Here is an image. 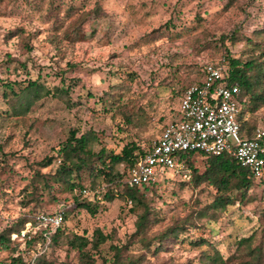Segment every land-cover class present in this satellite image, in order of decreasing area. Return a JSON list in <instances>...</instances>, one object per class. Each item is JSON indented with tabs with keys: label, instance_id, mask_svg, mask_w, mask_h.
Instances as JSON below:
<instances>
[{
	"label": "rangeland",
	"instance_id": "rangeland-1",
	"mask_svg": "<svg viewBox=\"0 0 264 264\" xmlns=\"http://www.w3.org/2000/svg\"><path fill=\"white\" fill-rule=\"evenodd\" d=\"M35 1L40 0L0 5V231L21 216L65 207L70 211L58 245L51 248L38 242L22 252L24 258L44 253L56 264L75 262L76 252L67 248L64 236L91 237L96 228L108 235L101 253L109 258V246L123 244L134 230L132 205L119 197L105 200L104 182L98 179L91 187L92 177L83 172L87 193L81 191L79 197L93 196L100 207L95 214L77 207L73 195L79 191L59 189L52 177L61 163L60 143L75 130L76 136H86L95 152L101 148L119 152L130 142L147 149L161 128L177 117L182 90L201 79L202 65L224 53L221 35L238 28L241 38L264 26V0H234L229 6L227 0H48L54 6L73 5L74 15L99 6L102 14L93 12L74 40L66 39L63 28L54 27L52 18ZM15 28L28 34L29 52H23L19 37L5 38ZM244 43L242 38L223 40L234 57L245 56ZM29 78L49 89L73 84L70 104L44 95L27 112L16 115L3 96L1 83ZM105 93L117 100L101 101ZM137 108L143 123L135 117L128 122L125 113ZM252 116L264 128V107ZM49 158L52 162L45 166ZM193 163L204 170V157H194ZM116 168L124 171L123 164ZM159 178V185L145 191L155 214L150 232L172 221L194 218L215 193L207 183L196 189L182 185L187 178L172 169H164ZM32 187L38 201L24 206L21 201ZM263 208L264 183L252 188L249 201L237 203L217 219L195 220L197 226L190 225L180 234L181 241L161 255H171L179 264H200V249L205 246L191 243L199 237L212 239L224 258L235 254L238 238L250 234H254V245L264 247V220L259 217ZM140 247L137 244L133 250ZM23 249L20 242L19 250ZM10 256V250L0 249V264H8ZM227 264L241 263L233 259Z\"/></svg>",
	"mask_w": 264,
	"mask_h": 264
},
{
	"label": "trees",
	"instance_id": "trees-1",
	"mask_svg": "<svg viewBox=\"0 0 264 264\" xmlns=\"http://www.w3.org/2000/svg\"><path fill=\"white\" fill-rule=\"evenodd\" d=\"M15 0H0V5L9 4ZM29 4L31 0H23ZM226 6L234 4V0H227ZM45 3V4H44ZM35 5L41 6L46 15L53 20V26L62 27V33L66 39L79 37L81 28L89 20L93 12L102 14L99 6L93 10H79L75 15L76 8L73 5L54 6L52 1L40 0L35 1ZM65 21L67 24H65ZM238 28L233 29L227 34H222L219 41L222 42L224 53L220 55L216 62L222 66L223 77L221 83L226 86H236L239 89L238 121L241 126L244 137L252 136L254 130L259 127L253 114L264 107V26L255 28L249 35H243L241 38L245 42L244 57H234L226 46L223 44L224 39H230L234 42L238 38ZM19 37L23 52L31 50L29 36L20 28L7 31L6 39ZM208 62V61H207ZM205 64V63H204ZM203 64V65H204ZM71 65V64H68ZM203 65L201 68V79L192 84L200 83L204 77ZM71 80L70 82H72ZM3 85V96L9 101L16 115L23 114L30 109V106L44 95L57 96L70 104V89L73 84L66 86H55L53 89L46 88L38 79H26L25 81H6ZM186 88V87H185ZM184 88V89H185ZM183 89V90H184ZM182 90V92H183ZM10 94V95H9ZM182 94V93H181ZM101 101L111 103L116 101L112 94L105 93L100 97ZM141 109L137 108L134 112L125 113V119L129 122L132 117L143 123ZM164 126L161 128V134ZM158 135V136H159ZM157 136V137H158ZM156 137V138H157ZM153 139L147 149L141 148L135 142H130L123 146L119 152L101 148L99 151H93L88 147V139L85 135L76 136L75 130H70L67 138L60 143L57 149V155L61 158V163L56 167L52 177L59 189L64 188L73 193L75 190L79 194L73 195L74 203L77 207L85 209L91 214L98 212L99 203L92 198H80L82 185V173L88 172L92 177V186L95 187L96 180L104 182L105 190L103 198L112 200L119 197L132 205L131 211L135 214L134 230L125 239L123 244H111L110 257L106 258L101 253V246L108 240V235L96 228L91 237L78 234H69L64 236V242L67 248L76 252L75 262H60L59 264H179L176 259L169 255L163 256L162 252H168L173 246L180 242V234L189 229L190 225L197 226L195 220H215L220 213H226L230 207L237 203L243 204L250 200L252 188L258 184L264 183V176L256 178L250 174L249 170L242 167L229 154L209 155L197 151H183L179 153L180 160L184 162L188 169V178L183 179L182 185H189L192 189L207 183L215 189V193L210 202L196 210V216L184 222L172 221L163 228L150 232V227L155 220L154 209L145 195V191L159 185V179L155 182H147L140 185H130L125 182V176L129 168L135 161L145 155L156 140ZM201 156L205 159L204 170L200 171L194 165V157ZM52 159L49 158L45 166L49 165ZM119 164L124 165V171H119L116 167ZM91 199V200H90ZM33 187L21 201L24 206L32 202H37ZM70 209L60 207L53 212L63 214V222L53 232L49 234L47 240L38 231L29 240H18L14 242L11 239L12 234L19 233L24 229L27 222L31 221L34 216L40 212L33 213L31 216H21L11 225L0 231V249L10 250L11 256L8 264H56L44 253H40L32 259H25L23 251L31 250L35 244L42 242L43 246L55 248L61 235L63 234V223ZM260 219L264 220V208L259 214ZM157 221V220H156ZM254 234L243 236L235 241L236 252L224 258L221 251L217 248L215 242L210 238L199 237L191 241L194 246L205 248L200 249V264H227L233 259H237L241 264H264V247L261 244H253ZM20 242L24 243V249L19 250ZM14 245L11 246V244ZM139 244L141 247L138 251L133 250V246Z\"/></svg>",
	"mask_w": 264,
	"mask_h": 264
},
{
	"label": "built area",
	"instance_id": "built-area-1",
	"mask_svg": "<svg viewBox=\"0 0 264 264\" xmlns=\"http://www.w3.org/2000/svg\"><path fill=\"white\" fill-rule=\"evenodd\" d=\"M203 75L200 83L190 84L183 90L177 117L165 125L151 149L128 169L125 182L130 185L155 182L164 169L188 178V169L179 157L183 151L226 153L256 178L264 176V128L257 127L252 136L244 137L238 121L239 89L221 83L223 70L216 62H206ZM62 222L61 212H40L23 230L12 234L11 239L29 240L41 231L48 240L49 234Z\"/></svg>",
	"mask_w": 264,
	"mask_h": 264
}]
</instances>
